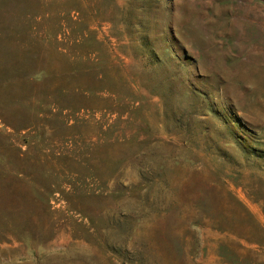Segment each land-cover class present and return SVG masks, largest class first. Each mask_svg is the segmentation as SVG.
<instances>
[{"label":"rangeland","instance_id":"rangeland-1","mask_svg":"<svg viewBox=\"0 0 264 264\" xmlns=\"http://www.w3.org/2000/svg\"><path fill=\"white\" fill-rule=\"evenodd\" d=\"M0 264H264V0H0Z\"/></svg>","mask_w":264,"mask_h":264}]
</instances>
